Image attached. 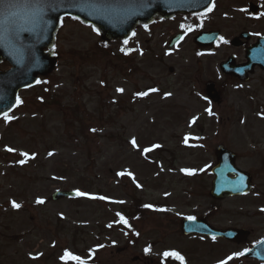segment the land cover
<instances>
[{"label": "rangeland", "instance_id": "1", "mask_svg": "<svg viewBox=\"0 0 264 264\" xmlns=\"http://www.w3.org/2000/svg\"><path fill=\"white\" fill-rule=\"evenodd\" d=\"M246 2L233 9L223 3L230 33L250 27L241 11ZM253 4L249 10L259 11ZM257 20L254 39L264 35V17ZM180 23L152 27L123 45L103 44L91 28L64 22L59 66L40 87L22 93L10 122L0 121V264H75L61 259L65 251L87 264H180L165 258L166 251L179 252L184 264H219L264 240V74L255 73L246 84L223 77L219 65L230 55L244 61L240 49L199 50L192 37L169 48V35ZM208 82L220 88L221 104L206 96ZM143 92L148 95H137ZM219 145L236 153L238 168L253 175L250 195L220 202L209 196ZM8 147L15 151L6 152ZM58 191L87 195L54 202ZM12 201L21 208H12ZM144 205L152 208L131 221ZM117 212L130 227L118 223ZM188 216L251 235L239 245L186 238L180 222ZM229 264L259 263L240 257Z\"/></svg>", "mask_w": 264, "mask_h": 264}, {"label": "water", "instance_id": "2", "mask_svg": "<svg viewBox=\"0 0 264 264\" xmlns=\"http://www.w3.org/2000/svg\"><path fill=\"white\" fill-rule=\"evenodd\" d=\"M33 0H3L0 3V67L2 63L12 65V69L2 72L0 69V117L6 110L11 113L16 108L15 99L23 89L32 88L42 76L53 74L59 64V56L55 55L57 36L62 27L61 17H76L82 24L99 29L100 39L105 43H114L129 39L139 26H145L161 19L201 14L212 6L213 0H63L64 6L58 12H49L46 19L50 26L33 27L34 9L30 7ZM11 3L10 9L4 4ZM83 10H80V9ZM32 28L23 31L19 40L12 38L13 30ZM246 36V35H245ZM243 36V38L245 37ZM219 38L217 32L202 33L195 43L200 46H213ZM237 41H235L236 43ZM234 43V44H235ZM248 62L245 66H235L234 59L221 65L223 74L238 77L242 81L249 79L257 65L264 69V39L247 50ZM207 93L215 103L220 96L214 84L207 85ZM217 165L212 169L215 179L210 196L220 201L234 196L247 195L252 189L251 177L236 166V155L218 146L215 150ZM75 196L73 192H58L54 201ZM182 230L186 235L203 234L208 237L224 238L230 242L241 243L247 240L246 230H221L209 226L205 220L192 223L182 222ZM246 259L264 262V244L254 246L245 256Z\"/></svg>", "mask_w": 264, "mask_h": 264}, {"label": "snow or ice", "instance_id": "3", "mask_svg": "<svg viewBox=\"0 0 264 264\" xmlns=\"http://www.w3.org/2000/svg\"><path fill=\"white\" fill-rule=\"evenodd\" d=\"M0 3H3V0H0ZM63 6H64L63 0H33V2L30 5V7L32 9H34L33 27L34 28L35 27H40V26H43L45 28L49 27L50 26V20L46 19V17L48 16L49 12H52V13L58 12L60 10V8L63 7ZM12 7H13V5L11 3H5L4 4V8L6 10L10 9ZM214 7H215V4L213 3L212 7H209L207 9V12L204 13L203 15H207V13L211 12ZM80 10H83V9L81 8ZM241 11H247V9H241ZM261 16H264V13H261ZM72 18L76 19V17H72ZM257 18H259V17H257ZM60 19L62 21L63 17H61ZM181 28L185 29L186 31H192L193 30L190 27L186 28L185 25H181ZM145 29L147 30V25H145ZM92 30L94 32H96L97 35L100 34L99 29L93 28ZM23 31L31 32V31H33V29L32 28H23V29H20V30H13L12 33H11L12 38H14L15 40L18 41L19 37H20V33L23 32ZM132 35L135 36L136 33H132ZM219 40L222 43H225V44L228 43V41L225 40L224 37H219ZM123 43L125 45H127L129 43V41L127 39H125L123 41ZM0 44H3V40L2 39H0ZM105 46H107V45H105ZM121 51L124 52L126 55L128 54L125 51L124 48H121ZM40 83H42V82L41 81H37V84H40ZM116 91L122 93L124 91V89L118 88ZM151 91L155 92V91H157V89H152ZM137 95L147 96L148 93L147 92H143V93H138ZM168 95H171V94L169 93ZM22 103L23 102L20 99V97H16L15 104L17 106H19ZM205 111H207L209 113V115L212 114V110L210 108L205 109ZM13 118L14 117L9 115V112L6 111V110L3 112L2 117H0V119H2L5 123L10 122ZM195 120H196V118L194 117L192 123H195ZM91 131L95 132L96 129H91ZM185 142H187V137L185 138ZM131 144H132L133 147H137L135 138L132 139ZM160 147H161V145H159V144L153 146V148H160ZM153 148H145L143 151H144V153H148V152H151L153 150ZM5 151L8 152V153H12L15 150L13 148L8 147V148L5 149ZM51 155H53V153L50 152L49 156H51ZM20 156L28 157V153L21 152ZM30 158L31 159H35L34 156H32ZM19 163L23 164V163H25V160H20ZM182 171H184L185 174L190 175V176L194 174L192 171L187 170V169H182ZM117 175L118 176H124L125 173L124 172H120V173H117ZM128 175H131V173H128ZM136 187L140 188L141 185L137 183ZM76 195L82 197V196H85L87 194L84 193V192L77 191ZM89 198L90 199H98V200H106V199H108L105 196H91ZM111 202L112 203H120V204L125 203L124 201H111ZM36 203L42 205V204L45 203V201L43 199L37 198ZM11 207L14 208V209L19 210L21 208V205L19 203H16L15 201H12L11 202ZM144 207L145 208H152V205H144ZM154 210H156V211H166L165 209H154ZM260 211L264 212V208L260 209ZM116 216L119 217L118 223L123 224L125 227H130L129 222L124 217V215H122L120 212H117ZM186 219L188 221L192 222V223H195V221H196V217L195 216H188V217H186ZM108 227L111 228L112 224H109ZM125 234H127V233H125ZM136 235L139 236V233H136ZM212 240L215 241L216 237L212 236ZM260 243L264 244V241H261ZM150 251H151V247H146L144 249V253L145 254L150 253ZM249 251H250V249L245 248L243 251H239V252L233 253L232 255H229L226 259H221L219 261V264H229V261H232L234 259H238L240 257H244ZM163 256L165 258L172 257V258L180 261V264H184V257L182 255H180L179 252L166 251V252L163 253ZM33 259H36V257H33ZM61 259L64 260V261H68V260L74 261L75 264H87V261L82 260L80 256L73 255L71 252H68V251L64 252V254H63Z\"/></svg>", "mask_w": 264, "mask_h": 264}, {"label": "flooded vegetation", "instance_id": "4", "mask_svg": "<svg viewBox=\"0 0 264 264\" xmlns=\"http://www.w3.org/2000/svg\"><path fill=\"white\" fill-rule=\"evenodd\" d=\"M227 2H229L231 5V9H233L234 7H237L239 5V1H242V0H226ZM225 0H214V4H215V7L213 8V10L211 12H208L207 15H201V16H196V17H193L191 19H184L182 17L180 18H177V19H173V20H169V21H164V20H159L158 22L154 23L153 25H151V27H149L148 29L150 28H154V27H159V25H162V24H169L170 22H173L175 20H182V23H180V27L178 29V32L177 33H172L170 34V39L168 41V45L169 43L173 40L174 37H176L177 35H180L182 36L183 40H185L186 38H190L192 37L194 39L195 36H197V34L201 33L202 30L204 31H213V30H216L219 32L220 34V37H224L225 40L228 41V43H222L220 40L217 44V47H224V46H229V48H233V49H240L242 51H246L247 48H249L251 45H254L256 44V42L264 37V35L262 36H257L255 39H254V34H256V23L258 22L257 20V17H260L261 16V13H264L261 11L262 9V6L264 4V0H255L258 4H257V7L259 8V11L257 13H253L252 11H250V7H253V0H247V4H244V8L243 9H247V11H245L248 15V23L250 22V27L248 28H245V30L243 31H240L238 32L240 29L237 28V30L235 31H232V33H230V29L229 28H226L224 26H227V23H225L226 21L229 20V17L227 14L223 15V8H224V5L223 3L226 2ZM238 14V12L236 13ZM264 17V16H262ZM247 19L246 17H244V20ZM245 22V21H243ZM218 24V25H217ZM181 25H185L186 28L187 27H190L192 28L193 30L192 31H186L185 29H182L181 28ZM217 25V27H214V26ZM209 26V27H208ZM144 29L140 30V31H143ZM249 32L250 33V39L249 40H242L241 42H238V44L240 45V47H233V44H231V41L233 39H235L237 36H240L241 34L245 33V32ZM254 31V32H253ZM235 32V34H233ZM238 32V33H237ZM139 32L136 33L135 36H133V39L131 41H129L128 44H130L132 41L136 40L138 37ZM237 33V34H236ZM228 36H227V35ZM230 38V36H232ZM166 39L164 38V41ZM165 43V42H164ZM216 47V48H217ZM215 48V49H216ZM232 56V55H230ZM229 56V57H230ZM228 57V58H229ZM226 60V59H225ZM224 60V61H225ZM236 62L238 64H244L245 63V59L244 61H238V59L236 58ZM8 68H5V70H7ZM257 73L260 72V73H263L264 72L260 69V68H257ZM218 90L221 92L220 88H218Z\"/></svg>", "mask_w": 264, "mask_h": 264}]
</instances>
